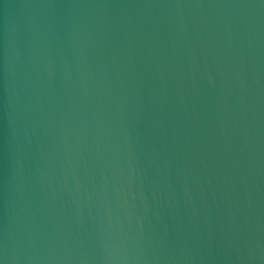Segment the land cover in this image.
<instances>
[{
	"label": "water",
	"instance_id": "obj_1",
	"mask_svg": "<svg viewBox=\"0 0 264 264\" xmlns=\"http://www.w3.org/2000/svg\"><path fill=\"white\" fill-rule=\"evenodd\" d=\"M0 264H264V0H0Z\"/></svg>",
	"mask_w": 264,
	"mask_h": 264
}]
</instances>
